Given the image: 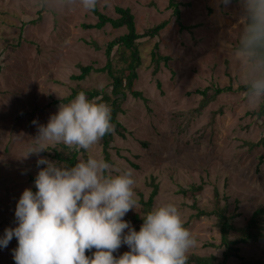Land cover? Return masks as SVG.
I'll return each mask as SVG.
<instances>
[{
	"label": "rangeland",
	"instance_id": "rangeland-1",
	"mask_svg": "<svg viewBox=\"0 0 264 264\" xmlns=\"http://www.w3.org/2000/svg\"><path fill=\"white\" fill-rule=\"evenodd\" d=\"M179 1L182 22L170 0H99L98 8L112 16L119 15L118 5L131 7L141 33L168 20L161 38L142 41L137 88L146 99L127 92L118 112L124 135L115 132L110 163L135 169V209L141 197L148 199L156 177L159 192L153 207L176 203L197 240L188 254H206L216 252L211 242L220 241L216 215H195L181 188L202 183L198 202L207 210L218 189L222 203L237 214L235 222L246 224L264 203V162L258 168L264 127L262 119L249 112L262 98L253 101L244 91L223 92L204 103L197 89L215 82L238 86L255 81L262 68L240 47L248 28L245 0ZM97 19L95 11L84 9L78 0H0V235L16 226L15 207L23 190H36L35 176L45 166L36 164L38 157L58 162L53 155L60 143L28 154L38 126L63 103L54 100L73 88L111 91L112 78L106 72L73 78L82 64L104 65L108 42L126 31L110 23L100 29L85 26ZM157 41L160 55L170 59L155 72ZM85 151L105 159L101 139ZM87 155L81 153L79 159ZM135 209L123 219L138 231L143 222L135 221ZM17 245L13 237L0 248V264H16L12 250ZM241 246L247 258L264 255V239ZM127 250L122 244L114 255Z\"/></svg>",
	"mask_w": 264,
	"mask_h": 264
},
{
	"label": "clouds",
	"instance_id": "clouds-1",
	"mask_svg": "<svg viewBox=\"0 0 264 264\" xmlns=\"http://www.w3.org/2000/svg\"><path fill=\"white\" fill-rule=\"evenodd\" d=\"M78 3L93 11L99 0ZM245 7L249 25L244 43L264 45V0H245ZM258 98H264V78L253 81L247 97ZM112 128L111 106L81 90L38 126L28 154L57 143L88 150ZM36 164L45 165L35 176L36 190H23L15 207L16 226L0 235V248L17 238L12 250L16 264H188L197 240L176 203L148 211L138 231L123 219L139 202L135 169L117 168L94 154L71 165L39 156ZM122 244L129 250L114 255Z\"/></svg>",
	"mask_w": 264,
	"mask_h": 264
},
{
	"label": "trees",
	"instance_id": "trees-1",
	"mask_svg": "<svg viewBox=\"0 0 264 264\" xmlns=\"http://www.w3.org/2000/svg\"><path fill=\"white\" fill-rule=\"evenodd\" d=\"M170 6L173 7L174 13L178 20L182 22V9L181 2L179 0H170ZM116 10L119 13L118 16L109 15L101 11L98 7L94 10L97 14V21L91 23H85V26L103 28L107 23H110L114 27H125L126 31L115 38L111 39L106 47L107 61L104 65L94 64H82L81 72L73 74V78L84 79L92 71L106 72L112 78L111 91L106 89H85V88H73L72 92L64 97L54 100L55 103L63 102L67 103L76 94L83 90L90 99H94L97 102H106L111 106L112 112V131L107 132L102 138L103 149L105 153V160L113 162L111 148L113 147L114 134L118 132L123 134L124 125L118 118V112L121 110V104L127 96V92L130 91L135 96L144 97L143 92L137 88L139 80V67L142 64V52L141 44L144 38H150L160 36L161 30L166 26L168 20H164L158 23L144 32H139L136 24V14L129 6H116ZM38 18L31 19L30 21H24V25L29 22L36 21ZM247 24L249 25V16H247ZM21 32L24 30V26L21 28ZM163 40V37H162ZM240 47L250 53L251 60L257 64L261 70L259 79L264 78V45L261 46H248L244 42L240 44ZM159 41L156 43V47L153 49V59L155 62V72L161 69V63L167 65L170 59L169 56L160 55ZM253 81L241 83L238 86H234L232 83L221 85L218 82L212 83L206 88H198L197 92L202 94L203 102L207 103L210 99L216 97L220 93L229 92L236 93L244 91L245 93L252 92ZM262 119L264 127V98L261 99L259 104L251 111ZM264 144V137L262 138ZM61 149L58 150L55 147L56 153L53 155L57 158V161L64 164H74L80 157L81 153H86L84 149H76L60 143ZM259 164L264 162V147L260 152ZM130 160V158H128ZM135 166H139L134 161H131ZM153 189L148 197L145 199L141 197V205L136 207L133 215L136 222H143V217L146 213L152 210L154 207V200L159 192V183L156 177L152 178ZM183 193L191 200L187 201L188 205L196 210L195 215L213 213L217 218V225L220 228V241H213L210 244L215 246L216 252L200 254L191 253L188 254V264H264V255L259 257L247 258L243 255L241 245L251 241L264 239V203L258 207L247 223L244 225H238L235 222L236 213H230L229 205L227 202L222 203V198L218 189L214 195V205L211 210L201 208L198 202V195L203 191L202 183H192L188 186H182ZM187 226V222H185ZM95 249L91 250L94 251ZM91 251L86 250V255H91Z\"/></svg>",
	"mask_w": 264,
	"mask_h": 264
}]
</instances>
